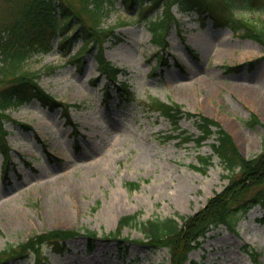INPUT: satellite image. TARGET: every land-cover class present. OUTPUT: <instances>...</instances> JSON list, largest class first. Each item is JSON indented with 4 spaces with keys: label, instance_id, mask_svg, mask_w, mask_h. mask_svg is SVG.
Returning a JSON list of instances; mask_svg holds the SVG:
<instances>
[{
    "label": "rangeland",
    "instance_id": "rangeland-1",
    "mask_svg": "<svg viewBox=\"0 0 264 264\" xmlns=\"http://www.w3.org/2000/svg\"><path fill=\"white\" fill-rule=\"evenodd\" d=\"M64 1L81 7L78 0ZM6 5L0 4V13ZM143 5L149 1L143 0ZM133 10L131 14L121 0H111L103 4L100 22L103 29L114 28V36L103 45L104 55L125 72L118 80L134 94L132 102H121L124 91L118 82L108 90L105 77L91 83L98 76L94 53L85 55L78 70L72 56L81 41L64 55L57 37L49 52L26 61V70L39 75L38 83L47 93L73 106L68 112L71 124L64 109L51 111L36 102L9 111L5 176L0 154V251L43 232L87 229L98 233L92 252L86 239L68 240L63 255L43 248L48 264H169L166 249L148 251L132 244L142 237L135 226L121 230V245L101 235L114 231L123 216L137 213L140 221L167 217L180 221L203 208L228 180L215 155L204 172L193 168L198 155H212L214 137L200 147L168 139L176 132L149 110L150 98L177 102L185 111L216 119L227 126L246 158L261 151L264 47L227 27H214L209 18L203 21L195 13H182L175 5L170 8L174 21L165 33L168 47L163 51L151 43L148 19L141 18L135 6ZM233 11L264 30L263 13L236 7ZM161 13L159 6L147 16L155 21ZM84 19L89 22L86 15ZM159 55L169 66L158 65ZM227 66L237 69L226 71ZM251 114L258 124L247 123ZM179 125L194 137L199 135L193 119L184 118ZM127 183L139 186L131 190ZM262 217L255 206L237 220L233 232L224 226L212 228L200 239V247L189 252L185 264H252V250L264 264ZM119 245L125 254L118 251Z\"/></svg>",
    "mask_w": 264,
    "mask_h": 264
},
{
    "label": "trees",
    "instance_id": "trees-1",
    "mask_svg": "<svg viewBox=\"0 0 264 264\" xmlns=\"http://www.w3.org/2000/svg\"><path fill=\"white\" fill-rule=\"evenodd\" d=\"M149 5H143V0H121L125 10L148 19V28L152 34L151 42L165 51L168 43L165 33L169 23L174 21L170 8L177 6L182 13H195L203 21L209 18L214 27H227L233 34H240L244 38L258 42L264 47V30L253 22L238 18L234 7L244 12H259L264 14V0H148ZM13 2V3H11ZM81 7L75 8L71 2L64 0H1L6 3L5 11L0 13V153L4 157V175L7 172L9 161V146L7 138L9 132L5 128L8 121H12L9 111L31 101L40 106L55 110L64 108L66 120L70 123L68 109L73 107L58 101L47 93L38 83L39 75L26 70L25 63L33 55H40L52 49V41L59 37L57 48L69 54L75 41H81L80 47L72 56L82 68L86 54H93L97 62L98 76L91 80L97 84L102 77L106 78L105 87L118 82L124 93H120L121 102H132L133 93L126 83L118 80L123 70L112 65L104 55V43L114 36V28L103 29V4L111 0H78ZM220 4H218V3ZM162 13L155 21L147 15L158 7ZM86 15L89 19H84ZM159 66H169L164 55L158 56ZM71 58V57H69ZM237 67H226L232 71ZM155 69L152 74H154ZM148 108L169 121L172 133L168 139H180L181 144L193 142L197 147L214 137L210 145L212 154L216 155L220 165L226 172L227 186L219 193L209 198L203 208L195 214L180 217L178 222L173 217L164 219L139 220V214L123 216L118 220L117 227L101 237L108 240L118 239L121 230L135 226L142 238L132 240L135 244L147 249L156 250L165 248L169 254V264H185L188 253L200 247V239L220 225L233 232L237 220L243 217L254 206H260L264 220V136L261 141V151L253 157L242 156L231 135L216 120L202 114L185 111L178 103H166L156 98H150ZM193 119L199 135L187 133L181 129L179 122L183 119ZM249 124H258L254 114H251ZM23 128L25 125H21ZM264 128V126H263ZM30 129V128H28ZM212 155L197 156V166L193 168L199 172L211 165ZM129 189H137L138 184L127 183ZM84 237L87 241V250L92 251L97 232L87 229L53 230L34 235L27 241L16 246L9 245L0 251V264H9L12 261L29 259L32 264H48V257L43 251L47 247L55 254L63 255L67 251L66 242L77 237ZM121 243L123 241L118 240ZM119 245L118 250L125 253ZM252 264H262L258 253L249 251ZM195 264L194 262H191Z\"/></svg>",
    "mask_w": 264,
    "mask_h": 264
},
{
    "label": "bare ground",
    "instance_id": "bare-ground-1",
    "mask_svg": "<svg viewBox=\"0 0 264 264\" xmlns=\"http://www.w3.org/2000/svg\"><path fill=\"white\" fill-rule=\"evenodd\" d=\"M225 128L229 131V129L227 128V126H225Z\"/></svg>",
    "mask_w": 264,
    "mask_h": 264
}]
</instances>
